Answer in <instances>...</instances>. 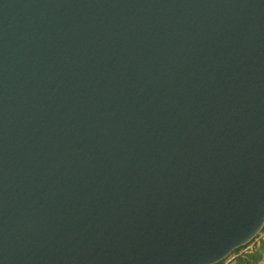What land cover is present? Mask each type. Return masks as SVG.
I'll return each instance as SVG.
<instances>
[{"label": "water", "instance_id": "1", "mask_svg": "<svg viewBox=\"0 0 264 264\" xmlns=\"http://www.w3.org/2000/svg\"><path fill=\"white\" fill-rule=\"evenodd\" d=\"M264 225V0H0V264H217Z\"/></svg>", "mask_w": 264, "mask_h": 264}, {"label": "rangeland", "instance_id": "2", "mask_svg": "<svg viewBox=\"0 0 264 264\" xmlns=\"http://www.w3.org/2000/svg\"><path fill=\"white\" fill-rule=\"evenodd\" d=\"M264 227V225H263ZM261 241H264V230L260 231L255 238L249 242L247 246L240 248L237 251H233L228 257L225 258L222 264H232L235 261V258L239 255L251 253L252 251L260 247ZM256 264H264V252L262 253V259Z\"/></svg>", "mask_w": 264, "mask_h": 264}, {"label": "trees", "instance_id": "3", "mask_svg": "<svg viewBox=\"0 0 264 264\" xmlns=\"http://www.w3.org/2000/svg\"><path fill=\"white\" fill-rule=\"evenodd\" d=\"M262 230H264V227H262L261 231ZM248 244H246L244 246H247ZM244 246H242V247H244ZM242 247H239V248L235 249L234 251H237ZM263 252H264V241H261L260 247L258 249L252 251L251 253H246V254H242V255L237 256L235 258L234 263H232V264H256L262 259V253ZM224 260L220 261L217 264H222Z\"/></svg>", "mask_w": 264, "mask_h": 264}]
</instances>
